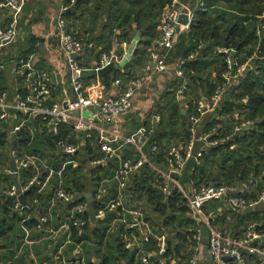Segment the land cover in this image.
<instances>
[{
	"label": "crops",
	"instance_id": "1",
	"mask_svg": "<svg viewBox=\"0 0 264 264\" xmlns=\"http://www.w3.org/2000/svg\"><path fill=\"white\" fill-rule=\"evenodd\" d=\"M4 1L5 0H0V4ZM20 1L24 4L25 8L24 13L21 16L22 19L19 25V33L17 35L18 37L13 42L7 43L5 46L0 48V95L2 93H6L7 97L5 99V102L15 103L20 98H26V96L31 93L28 84L23 79H21L18 72H16V66L20 59H25L30 57L31 55H34V63L36 67L39 70H46L50 74L51 80L53 82V87L55 89L53 100L74 101L76 99V94L74 88H72L71 74L68 70L69 58L65 52L59 49L58 38L56 35L58 20L60 18L59 13L61 0ZM77 1L65 13H67V16H70L67 20L68 25H72L70 32H72L76 36H79L85 42L93 45V48L91 50L85 49L84 53L79 55V59L76 60L86 69L97 67L100 56L103 53L115 54L118 57L122 58L125 52H127V46L132 42V40L137 39L139 41L135 56L131 61L120 60L118 62H115V71L111 72L107 76L105 75V78H100L98 74L95 73V75L92 77L81 79L85 96L96 99L113 98L124 89L123 86L127 85L134 79L126 83L119 80L122 85H115V82L117 81L115 80L114 82H111L109 86L105 84V79L114 78V74L116 71L127 77V74L130 73L131 70H136V67H139L136 63L138 60L137 54L142 51H147V63L138 69L137 78H140L144 74L146 66L150 65L151 59L148 49H150V46L154 45L155 41L160 38L158 27L160 24L162 13L166 10L167 6H165V8L161 11L159 16L149 15L147 16V18L143 16V19H141L140 22L139 19L135 18V15L133 14V17L131 18V21L129 22L127 28L123 29L121 25L114 26L115 21L111 20L110 15L106 12V8L108 7V5H104L102 2H100L101 0H81V5L76 9L74 7L76 6ZM196 1L197 0H184V3H187L191 7H194ZM215 8L210 7L209 9H206L204 5L202 9L204 11L205 9L207 11H211ZM196 18L197 16L195 17L194 22L196 21ZM8 22L9 12L7 10L0 9V27H6ZM190 28L186 31H180L177 41L173 45L172 49L168 51L164 49H158L160 55L166 57V65L168 66L169 70L164 74L155 76L149 85L136 91L132 102L133 107L129 112L117 115L112 119L102 118L99 109H97L96 107H89L84 109V111H76L73 113L75 117L84 116L86 119H89L91 121L93 120L94 123L100 125L106 131H108L106 133H102L100 130L94 131L92 139L87 141L88 143H90L91 156L100 154L101 157L99 160H102L103 154L100 149V144L102 141H110L116 147L120 146L122 145V141H120L118 135L123 138L134 137L135 134L143 127H154V135L156 137L157 131L159 129L158 125L161 123V120H163L165 122V125H167V123L171 124L170 129L167 128L166 130H164L163 135L160 136V140H162L160 142L162 149L161 159L163 160L160 163L156 158H154V156H157L159 154L160 150L157 153L152 154L150 147L145 146L143 151L144 154L149 158L150 165L148 164V166L154 169L157 179H165L160 172H164L166 175L170 173L168 165L169 152H171V149L177 148V150L182 155L183 152L186 151L187 147L184 139V124H186L187 127L188 123H191V121L183 119L181 115L184 116L188 113V109L191 105L190 101H210L213 97L212 96L209 99V97L206 96V86L202 88L200 83L196 82L197 79L193 81L188 76H186L184 65L187 62L194 63L198 61L199 66L203 67V69L205 68L203 70L204 74L200 73L201 78L203 77L204 81V77L207 78V76L210 75L208 77V82L210 81V83L212 84H217L216 72H214V68H220L216 63H212L214 61L213 56L208 53L206 54L208 43H202L203 48L202 50H200L198 56L195 59H184V52L186 51V48H189L191 46V40L189 37L191 33ZM195 49V51H198L197 48ZM245 57L247 58V56ZM247 59L248 61H246V63L248 65H251V62H253V58L249 57ZM184 60H186V63L184 65H181L180 62ZM179 72H181L182 76H179ZM193 75L197 77V72H193ZM229 82L230 88L226 92V94L230 93L231 91H235V89L240 86L239 80L237 79L230 80ZM154 85H156L157 87H155ZM178 89H183V93L179 96H177L175 92V90ZM64 106L65 108L67 107L65 104ZM211 117H216V119L221 118V120L226 121L225 116L220 117L219 113L215 109L212 111H207L206 114L202 117L200 124L196 127V132L194 134L195 137H197L198 128L202 125H205L206 127V123L209 122ZM230 119L232 120V123L229 124L230 126H232L234 129L239 126L238 122L235 120V117L230 116ZM23 125H25V127H23L20 131L15 130L16 127ZM172 125L176 127L175 130H173ZM66 126H68L67 129ZM62 131L64 132V134H66V137L63 138L65 141H79V137H76L73 133V124H71L70 122L62 123L59 135L61 139ZM245 131L247 130L242 131V133L245 134ZM20 132H26L30 137V140L26 145L22 143L24 139L20 135ZM172 133H174V135ZM242 133L240 134L242 135ZM3 134L7 136V142L5 146L0 147V203L1 206L9 205L10 214H14L17 216L18 213L14 209V201L11 202L12 197H9L8 195V191L10 187L14 185L15 179H13L12 174L8 175L6 173V170L8 168L11 169V160L14 159L12 154L13 151H17L19 155H36L45 168H54L57 171L61 170L63 168V165L66 163L67 164L65 169L67 168V166L74 164H69L68 162L72 160L71 157L63 154L59 149L56 148V138L48 127L41 124L40 118L37 116L32 115L25 117L18 111H10L7 120L0 119V136H2ZM81 138L79 143H81ZM35 142L37 143L36 146H34ZM88 143L84 146V148L88 145ZM32 146L38 147V151L30 152L29 150ZM131 147L133 146L125 145L122 147L121 159H124L125 157L130 158V153H128L127 150H129ZM209 147L211 146H208L206 144L202 149L206 150ZM234 148H236V146H232V149ZM81 154L83 160H85V162L87 163L84 176L87 178L85 183L87 184L88 189H86L85 192L81 195L75 191L72 192L77 194L79 201L81 200L82 196H85L86 201H88L87 194H92V190H94L93 184H91V174L97 167L100 166L103 168L102 173L105 177V179L100 182V184L104 183L105 187L107 188L106 200H114L111 197H113V195L117 196L116 194L118 183L116 182L113 175L116 174L118 168L120 167L121 159H118L117 163L113 162V160H106L103 164L92 165V163L99 160L94 159L90 161L85 156L86 154L83 150L77 156L78 160H82V158H80ZM63 156H65L64 160ZM216 156L218 164L209 169V173L214 174V178L211 181L210 185H216L217 180L219 179V175H222L220 174V168L222 164L221 153H218ZM191 157L189 159L184 157V159L181 161L180 168L175 172L170 173V175L176 182V184L172 186V191L175 189L179 190L180 193L185 195V198L192 195L190 193V182L186 181L185 175H189L191 173V170H189V168L195 161L199 163L197 158L194 157L195 159H192ZM262 157H264V155ZM113 163L114 166L111 167ZM74 167H79V164ZM261 168V175L259 177H257L255 173H252L250 174L249 181H243V183L238 184V187L236 186L243 193V198L246 197L247 200L253 201L258 199L261 195V192L264 190V159L261 161L260 169ZM104 170L106 172H104ZM64 172L63 178L66 186L67 178L65 177ZM41 175L42 178L46 176L45 169L43 170ZM8 177L10 179H8ZM28 178L29 172L21 173L19 175L20 184H26L29 180ZM134 181L135 179H133L127 192H131L129 191V189L133 187V183H135ZM51 188L52 187L50 186L47 187L46 190H44L40 194L41 198H39V200L41 203L38 208L42 209V212H47L48 208H52ZM112 189L114 191H112ZM172 191L169 195H163L168 197L172 194ZM109 192H112L113 194H110ZM128 197L129 196L127 194L126 201H128ZM24 201L25 204L28 205L30 198L27 201V198L25 197ZM141 205L144 204H141L140 202V206ZM36 207L33 206L32 208L33 214L37 210ZM68 207L69 206L57 204L50 210L54 220L58 224H60L66 216L65 213L68 211ZM219 208L224 210L225 215H218V217L214 220L213 224H216L218 228H225V222H227L226 226L228 228L237 229V226H243L244 223H246V221L248 220L256 221L259 223H262L264 221V205L256 207V210H253V212H251L252 214L250 215H252V219L242 217L243 219H241L240 221L239 217L237 218L238 222L236 223H229L230 221H227V218L230 217L232 213L225 209L224 201L219 203L216 202V205H211L206 209L207 211L205 209L204 210L207 214L212 210L218 211L217 209ZM11 216L12 215H10L9 220L6 222V234L0 235V264H55L54 257L58 251L57 248L61 247L65 243V240L69 235L72 236L75 243H77L78 241L82 242V249H85L86 251V264H102L103 255H107L109 251L110 256H113V260L116 261V264L124 263L122 260H117V257H119L120 255V253H118L119 248L117 247L119 245V242H121L119 238V234L121 231L119 232V230L117 229L118 221L109 223V227L106 230L107 232L105 239L101 247H98L93 232H95V229L101 230L106 218L102 220H96L90 217L91 220L89 228L86 229L88 232L83 230V238H80V234L78 231L65 228L62 231V236L57 239L52 238L48 235L45 236L37 232L35 229L36 220L32 219L27 224V229L29 230L28 233H30L31 240L29 245L24 247L23 243L26 233L21 227L22 219L20 218L19 214L15 219L11 218ZM126 218L129 221L132 220L130 215H127ZM3 219L6 218L5 215L2 214L0 209V221H2ZM153 220V223H151V220L148 221L150 229L153 232L150 243L143 241L139 230L133 229L132 231H130L132 238L137 240V245L132 249L138 250L137 257L140 259V255L144 249L152 252L155 251L157 248L156 245L161 239L163 240L166 247H168V251L165 254V257L169 260L168 264H185L186 260H182L177 257L175 245L179 246L180 244L176 234L179 232H183L185 235L188 231H186L182 227H179V225H176V228L172 229L171 226L162 224L163 220L159 216L158 218L154 216ZM111 225H115L114 229L117 231L113 232L112 230H109ZM99 234L101 237V235H103V231H99ZM187 240H189L188 235ZM74 247L75 244L73 243L66 245L65 248L62 249L67 259L69 258V260L71 261H73L74 258ZM179 249L181 251V255L184 256L185 254H187V249ZM199 261V264H210V262L208 263L203 256Z\"/></svg>",
	"mask_w": 264,
	"mask_h": 264
},
{
	"label": "built area",
	"instance_id": "2",
	"mask_svg": "<svg viewBox=\"0 0 264 264\" xmlns=\"http://www.w3.org/2000/svg\"><path fill=\"white\" fill-rule=\"evenodd\" d=\"M77 0H61L59 20L57 25V38L58 47L60 50L68 55V70L71 74V85L74 88L76 99L74 101H54L53 95L55 89L51 80L50 74L46 70H39L34 63V55L28 58L20 59L16 66V72H18L21 79H23L29 86L31 93L26 98H20L15 103H6V93L0 95V119L7 120L9 113L12 110L18 111L26 116H37L40 118L41 124L50 129L55 140L56 148L63 154L71 157L69 164L77 166L79 164L78 155L82 152L87 141L92 139L94 131L100 130L102 133H106L104 128L94 123V121L86 119L84 116L75 117L73 115L76 111H84L89 107H96L100 111V115L104 119H112L117 115L129 112L133 105V98L137 90L149 85L155 76L166 73L169 68L166 65V57L160 55L158 49H164L166 51L173 48V45L177 41L180 31L189 30L194 23L195 17L200 10H203L205 5L204 0H197L194 7H191L184 0H170L166 10L162 13L160 18V24L158 32H160V38H158L154 45L150 46L149 53L151 56L150 65L146 66L144 74L140 78H136L127 85L123 86L124 89L120 91L113 98L96 99L87 97L84 95L83 83L81 81V74L84 70H87L82 64L78 63L72 58L73 55H81L85 49L91 50L93 45L86 43L82 38L76 36L72 32L68 31V23L64 17V13L70 9ZM24 4L20 0H5L0 4V9L7 10L9 12V22L6 27H0V48L7 43L13 42L18 37L19 25L21 22V16L24 13ZM183 14H187L188 23L184 26L179 23V19ZM264 32V22H261L257 26V34L261 36ZM139 41L132 40L127 46V52H125L122 58L115 54L103 53L100 56L96 72L99 69L105 68L109 65H114L115 62L120 60L131 61L136 52V48ZM203 45L199 44L198 51L190 54L188 59H195ZM219 53L225 55V62L228 66V71L224 74L225 81L223 85L216 91L215 95L210 101L199 100L196 102V113L190 116L192 141L186 147L185 157L189 159L191 157L190 151L195 141L196 127L200 124L202 117L207 111H212L218 107L223 99L224 95L230 88V80H240L247 70V64L238 66L237 59L235 57V51L230 48L222 47L218 48ZM187 60V59H186ZM186 60L181 61L180 64L184 65ZM182 76L181 72L178 73ZM115 85H122L119 80L115 82ZM176 95L179 96L183 93V89L175 90ZM64 104L67 106L65 108ZM63 122H70L73 124V133L76 137L80 138L79 141L68 142L62 140L60 135V127ZM251 123L246 122L237 126L234 129V135H239L246 128H251ZM25 125L15 128L16 131H20ZM155 134L154 127L141 128L134 137L123 138L118 135L122 145L115 146L110 141H102L100 149L103 154V159L92 163V165H99L105 163L106 160L121 159L122 147L125 145H131L137 149L139 156L138 159H121V165L115 174V180L118 183L117 197L114 200H106L107 188L104 183L100 184L99 188L95 192L94 202L102 203L99 211L96 213L91 211V204L89 201L79 202V198L76 193L69 191L64 182L63 172L66 164L63 165L61 170H55L54 168L44 167L39 161L36 155L27 154L19 155L17 151H13L14 161L17 167V179L20 185V194L24 197L32 189L37 188L38 193L41 194L47 187H52V208L57 204L63 206H71L70 210L65 213L63 221L58 224L51 214V209L48 208L47 212H42V209L38 208L40 200L38 198H30L29 204L22 203L18 194V189L15 185H12L8 191L9 197L14 198V209L20 215L22 219L21 227L26 233L23 246H28L30 243V233L27 229V224L30 220L35 219V229L37 232L50 236L52 238H59L63 234V230L74 229L79 232L80 238L82 237L83 230L89 228L90 220L87 219V215L91 217V213L95 214L96 220L105 219L108 213L116 212L121 209L120 221L125 225V228L120 232L119 238L127 249H133L137 245V240L132 238L130 231L133 229L139 230L143 241L150 243L153 235L150 225L148 224L147 215L140 208H128L125 206L127 190L132 183L135 175L138 174L145 165H150L149 158L144 154V147L151 143V139ZM209 134L206 136H200L204 145L219 146L224 141H210ZM204 148V147H203ZM151 153H157L159 147L157 143H154L150 147ZM202 151L197 154V159L201 158ZM169 171L175 172L181 166V161L184 157L180 154L177 148L171 149L168 154ZM46 170V176L42 178L43 170ZM24 172H29V180L26 184L21 185L19 175ZM8 175L13 174L11 169H7ZM165 178L164 184L160 186V190L165 195H169L172 191V186L176 184L174 178L170 175H166L164 172H160ZM190 197L186 199L189 202V211L195 223L199 226V229L193 233L190 240L192 244L187 250L189 255L185 264H199V260L204 255V246L202 245L203 239V227L207 228L210 232L208 242V253L211 256L210 264H264V221L262 223L256 221H246L243 226H237V229H231L226 226L225 228H218L213 224L218 215H225L224 210L221 208L218 211H209L205 213V206L211 201H224L225 209L232 213L227 218L229 223L238 222L237 218H246V216L256 210V207L264 205V190L256 200H247L243 198L242 192L237 187L216 185L202 187L196 189L193 187V183H190ZM185 196V195H184ZM93 202V203H94ZM92 203V204H93ZM33 206H37V210L32 213ZM226 211V210H225ZM130 215L132 220H127L126 216ZM233 216V217H232ZM243 217V218H242ZM115 225H111L109 230L113 232ZM1 243V240H0ZM75 244L73 251V261L67 259L62 249L66 245ZM82 242L75 243L72 236H68L65 243L57 248V253L54 257L55 264H86V251L82 249ZM155 251H148L146 249L140 255L141 264H168V259L165 254L168 251V247L160 239L156 245Z\"/></svg>",
	"mask_w": 264,
	"mask_h": 264
},
{
	"label": "trees",
	"instance_id": "3",
	"mask_svg": "<svg viewBox=\"0 0 264 264\" xmlns=\"http://www.w3.org/2000/svg\"><path fill=\"white\" fill-rule=\"evenodd\" d=\"M169 1L170 0H101L100 2L104 5H108L106 12L110 15V19L115 21L114 26L121 25L123 29H126L133 14L135 15V18L139 19V22L143 19V16H145V18L149 15L159 16ZM81 3L82 1L78 0L74 8L77 9ZM210 7L216 8L207 11L206 9H209ZM205 8V11H199L196 21L191 25V33L189 36L191 46L186 48L184 59L188 58V56L192 54L191 52H194L199 44L208 43L206 54L208 53L212 55L215 61L212 63H216L220 67L219 69L214 68L217 84H212L210 81L208 82V77L210 75H208L207 78L204 77L203 81V77L201 78L200 73H203L205 68L203 69V67H200L198 61L194 63L187 62L184 65L186 76L193 81L197 79L196 82H199L202 88L206 86V96L210 99L223 85V82L225 81L224 74L228 71V66L225 62V55L219 53L218 48L226 47L233 49L236 52L235 57L238 66L247 64L246 61H248L247 58L249 57L253 58V62H251V65L247 64L248 67L246 74L239 80L240 86L236 88L235 91L225 94L220 101L221 103L215 109L220 117L225 116L226 121L221 120V118L216 119V117H211L202 132L201 136L209 134L210 141L212 142H224L219 146H211L202 151V156L198 159L199 163L195 161L193 165L190 166L189 170H191V173L185 175V178L186 181L193 183V187L196 189L210 185L214 178V174H210L209 169L218 164L216 155L221 153L222 164L220 174L222 175H219L216 186L221 187L228 185L238 187V184L243 183V181H249L250 174L255 173L257 177L261 175L262 168L260 169V166L261 161L264 159V157H262L264 155V32L261 36L257 34L258 24L264 22V0H205ZM64 17L67 21L70 16H67V13H65ZM71 27L72 25H68V31H70ZM137 57L138 60L136 63L139 67H136V70H131L130 73L127 74V77L116 71L114 78L105 79V84L109 86L110 83L115 80H121L126 83L137 78L138 69L147 63V51L138 53ZM193 72H197V77L199 79L193 75ZM190 103L191 105L188 109V113L184 116L180 114L183 119L188 121L190 116L196 113L197 103L194 101H190ZM230 116L235 117L239 126L242 125V123L250 122L252 124L251 128L245 131V134L242 136L241 134L234 135V128L229 125L232 123ZM170 125L171 124L168 123L165 125V122L161 120V123L158 125L159 129L157 131V136L155 137L154 135L151 139V143L148 145V147H151L154 143H157L160 152L157 156H154V158L160 163L163 160L161 159L162 149L160 142L162 140H160V136L163 135L164 130L167 128L170 129ZM184 125V139L185 144L188 146L192 141L193 136L191 131L192 125L191 123H188L187 127L186 124ZM67 128L68 126H66V129ZM175 129L176 127L173 126V130ZM172 134L174 135V133ZM20 135L24 139L22 143L26 145L30 140L28 133L20 132ZM61 135L62 139L66 137V134H64L63 131ZM6 139L7 136L5 134L0 136V147L6 145ZM36 144L37 143L35 142L34 146H36ZM34 146L29 150L30 152L38 151V147ZM232 146H236V148L232 149ZM83 151L90 161L94 159L99 160L101 157L100 154L91 156L90 143H88ZM127 151L130 153V158L123 157L124 159H138V151L136 148L131 147ZM185 153L186 151L183 152V157H185ZM80 158H82V160L80 159L79 161V167L76 168L74 165L67 166L64 175L67 178V189L69 191H75L81 195L88 188L85 183L87 178L84 176L87 163L83 160L82 154ZM191 158L195 159L194 157ZM64 159L65 156H63V160ZM117 161L118 159L113 160L115 163H117ZM112 166H114V163L111 167ZM102 171L103 168L99 166L91 174V184H93L94 189L92 190V194L94 196L96 190L100 186V182L105 179ZM104 172L106 171L104 170ZM114 176L115 175H113V177ZM8 179L10 178L8 177ZM134 179L135 183H133V187L129 189L131 192H127L129 197L128 201L125 202V206L133 209L139 207L143 212L147 213L146 220H151V223L154 221V216L157 218L159 216L163 220L162 224L171 226L172 229L176 228V225H179V227L188 231L185 235L183 232L176 234L180 244L179 246L175 245L177 257L187 261L189 255H181L179 248L188 250L189 246L192 244L190 240L191 236L199 229V226L190 215L188 200L177 189L173 190L170 196H164V193L160 190V186L164 184L165 180L157 179L154 169L148 165H145L141 171L135 175ZM112 191L114 190L112 189ZM110 194L113 193L111 192ZM25 197L27 198V201L29 198H41L37 188L32 189L25 195ZM116 197L117 196L113 195L111 198L116 199ZM13 201L14 198H11V202ZM84 201H86V197L82 196L78 203ZM140 202L141 204H144L141 205L142 207L140 206ZM216 202L219 203V201L208 202L204 209L206 210L211 205H216ZM102 206L101 202L97 203L95 201L91 204V211L97 214ZM72 207L73 205L69 206L68 209L70 210ZM0 209L6 218L0 221V235H4L6 234V222L9 220L10 215H12L11 218L15 219L18 214L17 216L10 214L9 205L1 206L0 203ZM121 214L120 208L116 212L109 213L104 220L101 230H94L95 232H93V234L95 235L98 247H101L105 239L106 230L108 229L110 222L118 221L117 229L119 232L123 230L124 225L120 221ZM250 214L252 213H249L246 218L252 219V215ZM86 217L87 219H90L89 215ZM86 229L85 231L88 232ZM99 231H103L101 237ZM187 235L189 240H187ZM83 237L84 235H82V238ZM117 248H119L118 253H120L117 260H122L124 262L123 264H141L140 259L137 257L138 250L127 249L121 242H119ZM102 264H116V261L113 260V256H110V251L107 255H103Z\"/></svg>",
	"mask_w": 264,
	"mask_h": 264
},
{
	"label": "water",
	"instance_id": "4",
	"mask_svg": "<svg viewBox=\"0 0 264 264\" xmlns=\"http://www.w3.org/2000/svg\"><path fill=\"white\" fill-rule=\"evenodd\" d=\"M179 23L182 24V25H186L188 23V16L187 14H183L180 19H179ZM72 58L74 60H78L79 59V56L78 55H73ZM116 69V66L115 65H109L105 68H102V69H99L97 70L96 72V67H92L91 69H87V70H84L81 74V78H87V77H92L95 75V73L98 74V76L100 78H103L105 75L115 71ZM153 86V85H152ZM155 87H157L156 85H154ZM205 129V125H202L198 128L197 130V135H199V137H195V141H194V144L191 148V151H190V155L192 157H197V154L201 151V149L204 147V143L202 141V139H200V136L202 134V132L204 131ZM249 128H246V130H248ZM242 135H244V133H242ZM241 135V136H242ZM11 170L13 171V174H12V177L13 179H15L14 181V185L16 186V188L18 189V194H20V185H19V181L17 179V167H16V163L15 161L11 160ZM211 186H214V184H211ZM88 195V201L90 204H92L94 202V197L92 194H87ZM20 197V200L22 202H24V199L25 197L20 194L19 195ZM91 217L93 219H95V214L94 213H91ZM209 235H210V232L208 231L207 228L203 227V239H202V245L204 246V252H203V257L204 259L209 263L211 262V256L210 254L208 253V242H209Z\"/></svg>",
	"mask_w": 264,
	"mask_h": 264
},
{
	"label": "rangeland",
	"instance_id": "5",
	"mask_svg": "<svg viewBox=\"0 0 264 264\" xmlns=\"http://www.w3.org/2000/svg\"><path fill=\"white\" fill-rule=\"evenodd\" d=\"M197 137H199V135H197ZM197 137H196V138H197Z\"/></svg>",
	"mask_w": 264,
	"mask_h": 264
}]
</instances>
